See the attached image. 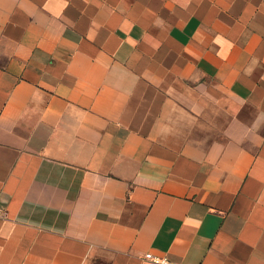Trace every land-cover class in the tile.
<instances>
[{
    "label": "crops",
    "instance_id": "crops-1",
    "mask_svg": "<svg viewBox=\"0 0 264 264\" xmlns=\"http://www.w3.org/2000/svg\"><path fill=\"white\" fill-rule=\"evenodd\" d=\"M264 264V0H0V264Z\"/></svg>",
    "mask_w": 264,
    "mask_h": 264
},
{
    "label": "built area",
    "instance_id": "built-area-1",
    "mask_svg": "<svg viewBox=\"0 0 264 264\" xmlns=\"http://www.w3.org/2000/svg\"><path fill=\"white\" fill-rule=\"evenodd\" d=\"M152 263L154 264H172L170 261L166 258H153Z\"/></svg>",
    "mask_w": 264,
    "mask_h": 264
}]
</instances>
